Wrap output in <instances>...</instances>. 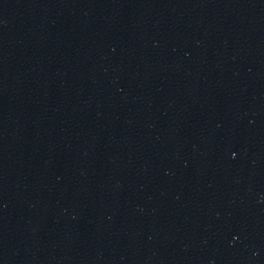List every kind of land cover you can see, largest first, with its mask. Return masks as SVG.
I'll return each instance as SVG.
<instances>
[{
	"label": "water",
	"instance_id": "1",
	"mask_svg": "<svg viewBox=\"0 0 264 264\" xmlns=\"http://www.w3.org/2000/svg\"><path fill=\"white\" fill-rule=\"evenodd\" d=\"M0 264H264V0H0Z\"/></svg>",
	"mask_w": 264,
	"mask_h": 264
}]
</instances>
